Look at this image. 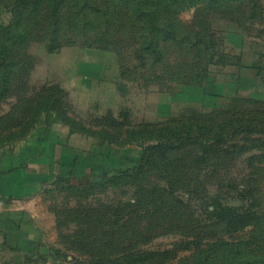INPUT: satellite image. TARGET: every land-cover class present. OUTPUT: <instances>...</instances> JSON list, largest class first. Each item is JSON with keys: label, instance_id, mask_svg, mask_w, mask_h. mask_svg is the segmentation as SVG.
<instances>
[{"label": "rangeland", "instance_id": "374dc122", "mask_svg": "<svg viewBox=\"0 0 264 264\" xmlns=\"http://www.w3.org/2000/svg\"><path fill=\"white\" fill-rule=\"evenodd\" d=\"M0 48V151L53 142L68 171L19 264H264V132L231 123L264 124V0H0Z\"/></svg>", "mask_w": 264, "mask_h": 264}, {"label": "crops", "instance_id": "0c3cea01", "mask_svg": "<svg viewBox=\"0 0 264 264\" xmlns=\"http://www.w3.org/2000/svg\"><path fill=\"white\" fill-rule=\"evenodd\" d=\"M36 143L31 144L37 146L34 152L26 145L22 154L19 142L0 151V264H19V251L30 241L26 222L35 211L42 180L54 181L68 172L67 160L55 143H44L48 154L43 159Z\"/></svg>", "mask_w": 264, "mask_h": 264}, {"label": "trees", "instance_id": "16d2710c", "mask_svg": "<svg viewBox=\"0 0 264 264\" xmlns=\"http://www.w3.org/2000/svg\"><path fill=\"white\" fill-rule=\"evenodd\" d=\"M54 16H56L58 14V7L55 5L54 6ZM167 35L166 36H169L171 39H175L177 37V34L176 32L173 30V29H167ZM178 40V39H177ZM198 42H201L200 39H198V41H192V47H197L199 48V44ZM181 43V42H179ZM158 44L159 42H149L148 45H146V42L143 44V48L145 47H149V49H152L154 51L155 54H157V58H160L162 56L161 52H160V49L158 48ZM190 46V45H189ZM60 51L62 48L56 44V43H52L50 45V49L51 51H54V50H57ZM83 49H89V50H103V51H111L113 49L111 48H100L98 45H88V46H85ZM6 49H2L0 48V53L1 54H6ZM202 53V50H199L198 51V54ZM141 53L138 54V56L141 58ZM3 68H2V71H5L7 70L6 72V75L2 77V80H1V84L3 85V92H2V96L1 97H6L5 95L10 91V79H11V74H12V70H13V67L15 65V61L13 60H10V59H6L4 58L3 60ZM9 66V67H8ZM58 88V86H56ZM60 89V88H59ZM61 90V89H60ZM62 91V90H61ZM63 92V91H62ZM248 119H250L251 121H249V124H245L244 122V118L245 117H239V120L238 122L236 121H233L231 123L234 122V126H233V129H235L236 133L235 134H250L252 132L254 133H257V132H264V124L261 126V128L258 126L259 123H263V122H258L255 118L257 117H254V116H249V115H245ZM264 121V120H263ZM256 127H259V128H256ZM263 128V129H262ZM252 129H255V130H252ZM225 141L228 140L227 139V136H224L222 135L221 136ZM187 138H192V137H187ZM193 141H196V140H193ZM219 140L216 139L214 140L213 142L209 143V144H206L205 145V149L202 150V155L199 157L203 160L207 159L208 157H211V156H214V155H221L222 156V153L225 155L228 153V150H225L223 147H216V143H218ZM185 146L184 144V139L182 137L176 139V140H172V139H161L159 140L156 144H154V146H151L149 148V152H150V157L153 159L154 157H156L157 155H159L160 153H167L168 151H171V150H176V149H180V148H183ZM223 155V156H224ZM144 157V155H143ZM138 161V160H137ZM143 161V159H142ZM141 159L138 161L137 165L139 166L141 164ZM147 161H151L149 158ZM144 162V161H143ZM185 164H187L188 162L185 160L184 162ZM102 174H98L95 175V176H98L100 177ZM93 184L96 183V181H92ZM184 196V195H183ZM206 209H208V211L210 210L209 207H207ZM213 212V211H212ZM221 264H257V262L255 261H242V262H225V263H221ZM259 264H260V260H259Z\"/></svg>", "mask_w": 264, "mask_h": 264}, {"label": "built area", "instance_id": "2783aa9c", "mask_svg": "<svg viewBox=\"0 0 264 264\" xmlns=\"http://www.w3.org/2000/svg\"><path fill=\"white\" fill-rule=\"evenodd\" d=\"M1 211H2V203L0 202V213H1Z\"/></svg>", "mask_w": 264, "mask_h": 264}]
</instances>
